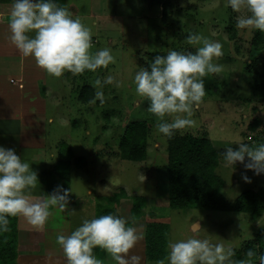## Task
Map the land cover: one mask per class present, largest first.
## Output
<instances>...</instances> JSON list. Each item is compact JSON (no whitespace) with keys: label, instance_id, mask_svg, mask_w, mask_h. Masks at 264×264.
Segmentation results:
<instances>
[{"label":"rangeland","instance_id":"rangeland-1","mask_svg":"<svg viewBox=\"0 0 264 264\" xmlns=\"http://www.w3.org/2000/svg\"><path fill=\"white\" fill-rule=\"evenodd\" d=\"M65 1L78 10V15L73 18H80L90 28L92 40H96L90 51L94 53L108 48L114 60L106 68L100 67L94 72L85 70L73 82L77 87L99 78L103 84V105L96 97L92 105L79 104L78 91L74 93L71 84L68 87L61 78L45 72L42 80L53 86L58 98L61 96L55 104L58 108L48 101L40 119L43 131L38 127L43 142V146L37 148L38 155L45 164L42 173L45 172L50 181L45 186L46 195L56 191L59 185L71 189L68 203L103 206L105 211V205L113 207L108 203V197L124 188L127 195L146 199L145 219L148 214H153L165 223L166 256L170 240L196 236L207 237L230 248L235 264H260V257L264 256V210L249 215L168 208V137L157 132V118L148 111V101L136 94L133 78L139 68L147 67L156 55H166L169 50L186 54L203 46L202 41L189 43L187 36L190 33L221 43L222 55L213 58V63L220 66V72L204 77L205 95L190 117L194 125L176 133L199 137L206 133L218 155L215 172L223 181L222 193L232 202L243 192L264 186V174H254L240 162L228 164L222 155L226 147L235 148L236 142L251 147L264 143V33L237 29L239 14L232 11L226 0H164L163 4L153 0H114L113 9L119 23L113 21V24L118 28L101 27L99 31L96 29L101 26V19L95 18L91 11V1L93 11L107 9L109 12L112 5L108 1ZM108 75L113 81L105 84L103 81ZM15 87L12 84V88ZM49 117H52L51 122L47 120ZM165 119L170 121L172 117ZM142 121L147 126L146 159L142 162L122 160L118 156V143L123 128L129 123ZM25 132L26 128L22 126L23 140L29 135ZM66 148L73 157L86 163L83 168L70 167L67 182L52 172L58 153H64ZM248 160L245 157V162ZM244 175L250 182L242 178ZM120 204V216L127 220L130 201H121ZM73 205L67 206L65 211L77 209ZM65 214L68 216L69 212ZM68 221L65 224L68 225ZM194 222L199 224V231L192 230ZM69 223H74L73 218ZM50 226L55 232L63 229L55 220L50 221ZM139 226L143 231L144 224ZM250 242L256 253L254 258L251 261L237 260L235 253L243 255L245 245Z\"/></svg>","mask_w":264,"mask_h":264},{"label":"clouds","instance_id":"clouds-1","mask_svg":"<svg viewBox=\"0 0 264 264\" xmlns=\"http://www.w3.org/2000/svg\"><path fill=\"white\" fill-rule=\"evenodd\" d=\"M232 11L238 13L236 28L259 30L264 33V0H226ZM9 39L24 57L34 58L38 67L48 75L60 77L65 71L82 74L107 67L114 57L110 49L91 52L92 33L80 18L59 6L56 0H13L8 22ZM191 44L202 41L195 52L169 50L166 55H156L147 67H140L133 83L138 96L148 101V111L157 118L158 133L171 138L176 131L193 126V110L205 95L204 77L220 72L213 63L222 55L219 41H210L199 34H189ZM108 75L103 83L110 84ZM97 88L96 99L105 102L102 81L93 82ZM165 117H172L169 121ZM228 164L243 163L254 174H264V143L251 147L236 142L223 152ZM245 157L249 160L245 162ZM246 182L249 177L242 176ZM38 175L31 164L21 159L13 148L0 145V232L8 230L9 217L22 216L28 224L42 230L50 216V208L65 210L70 188L57 186L45 197L31 196L38 183ZM197 222L193 231H199ZM142 238L136 227L128 226L126 219L117 214H104L83 219L68 235H57L56 243L62 248L66 264H103L94 254L96 247L104 249L116 264H139L140 257L129 255V250ZM234 253L221 243L209 238L190 236L168 242V253L156 264H235ZM251 255V253H249ZM264 264V256L260 257Z\"/></svg>","mask_w":264,"mask_h":264},{"label":"crops","instance_id":"crops-1","mask_svg":"<svg viewBox=\"0 0 264 264\" xmlns=\"http://www.w3.org/2000/svg\"><path fill=\"white\" fill-rule=\"evenodd\" d=\"M106 1L112 5L109 12H106L107 9H104V12L93 11V2L91 1V11L94 12L95 18L101 19L102 23L101 26L96 23L98 25V29L96 30L98 31L101 27L103 29L107 27L118 28L117 24H113V21L117 23L119 20V17L116 16V10L113 9L115 6L114 0H111V2L109 0ZM56 2L59 6L67 8L72 16L76 17L78 15L76 7L67 4L65 0H56ZM163 2L164 0L161 3L163 4ZM12 3H0V145L6 148H13L16 154L22 160L29 162L31 168L37 172L39 182L31 192L32 198L37 199L47 196L44 182L41 180L45 164L43 158H39L37 149L43 146L40 138V130L43 131V123H40V119L44 116L48 101L51 102L54 108H58L55 104H58L57 101L61 99V96L58 98V93L53 89V86L42 80L45 77V71L37 66L34 58L22 56L11 43L8 22ZM92 42L96 43V40L93 39ZM14 59L18 60V62H13ZM76 76L79 75L65 71L59 78L68 87L71 84L74 93L78 91L79 94L82 87H90L93 89L95 95L96 89L93 83H82L75 87L74 81L77 78ZM12 84L16 85V87L12 88ZM77 100L79 104L92 105L95 96L92 101L83 102L77 95ZM14 109L17 110L11 111ZM51 119L52 117H49L47 120L51 122ZM22 126L26 128L25 133H29L26 140H23ZM28 140H32V142L29 143ZM23 150H27L28 152H24ZM72 205V203H68V206L71 207ZM73 206H76L77 209L63 211L58 207H52L50 216L42 230L35 229L27 223L25 218L17 216L16 264H66L63 250L56 243V236L60 234L68 235L81 224L83 219L95 217L93 205ZM91 206L93 207L91 208ZM67 212H69L68 216L65 214ZM70 218H73L74 223H69ZM52 220H55V223L63 229H59L56 232L54 229H50V221ZM66 220H69L68 225L65 224ZM63 225L67 226V228ZM137 230L142 233V238L129 250V255L140 257L139 264H148L150 262L146 261L144 253V232L141 228H137ZM93 254L103 264H116L111 256L100 247L94 248Z\"/></svg>","mask_w":264,"mask_h":264},{"label":"trees","instance_id":"trees-1","mask_svg":"<svg viewBox=\"0 0 264 264\" xmlns=\"http://www.w3.org/2000/svg\"><path fill=\"white\" fill-rule=\"evenodd\" d=\"M153 1L160 3L163 0ZM12 2L13 0H0V3ZM78 96L81 101L89 102L95 95L92 88L82 87ZM96 103L98 102L96 101ZM146 145L147 126L145 122L129 123L123 128L118 143V156L122 160L142 162L146 159ZM166 152L168 208L180 210L192 208L249 215H255L264 210V186L258 190H247L232 202L224 197L222 193L223 181L215 172L218 166V155L206 133H203L201 137L175 133L171 138H167ZM58 156L59 159L52 172L62 177L66 182L69 179L70 167L74 166L78 169L86 165L80 158L73 157L68 148L64 153H58ZM48 179L44 172L41 176L44 186L50 184ZM108 198H110L107 199L108 203L113 207L105 205V211L103 206L94 207L95 217L109 213L120 215L118 208L121 207V201H130L126 221L128 226L137 228L144 224L146 261L156 263L158 259L165 258L166 225L156 219L153 214H148L145 219L147 214L146 199L139 195L129 196L124 188H120L118 192ZM242 253L243 255H240L239 252H236L235 258L243 261H251L254 258L256 253L252 242L245 245ZM16 256L17 217H9L8 230L0 232V264H16Z\"/></svg>","mask_w":264,"mask_h":264}]
</instances>
